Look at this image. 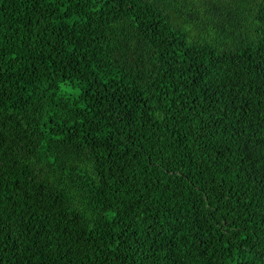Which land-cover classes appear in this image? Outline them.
<instances>
[{
    "label": "trees",
    "instance_id": "trees-1",
    "mask_svg": "<svg viewBox=\"0 0 264 264\" xmlns=\"http://www.w3.org/2000/svg\"><path fill=\"white\" fill-rule=\"evenodd\" d=\"M0 264H264V0H0Z\"/></svg>",
    "mask_w": 264,
    "mask_h": 264
}]
</instances>
